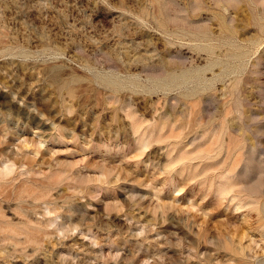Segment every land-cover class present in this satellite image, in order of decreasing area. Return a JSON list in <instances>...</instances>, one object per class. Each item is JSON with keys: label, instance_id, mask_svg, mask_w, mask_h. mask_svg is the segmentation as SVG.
Instances as JSON below:
<instances>
[{"label": "rangeland", "instance_id": "374dc122", "mask_svg": "<svg viewBox=\"0 0 264 264\" xmlns=\"http://www.w3.org/2000/svg\"><path fill=\"white\" fill-rule=\"evenodd\" d=\"M0 264H264V0H0Z\"/></svg>", "mask_w": 264, "mask_h": 264}, {"label": "bare ground", "instance_id": "6f19581e", "mask_svg": "<svg viewBox=\"0 0 264 264\" xmlns=\"http://www.w3.org/2000/svg\"><path fill=\"white\" fill-rule=\"evenodd\" d=\"M209 35H208V32H203V34H197V33H195L194 34V39H196V40H205L206 39V37H208ZM174 77V76H173ZM186 77H188L187 76V72H183V74H182V78H186ZM6 196V195H5Z\"/></svg>", "mask_w": 264, "mask_h": 264}]
</instances>
